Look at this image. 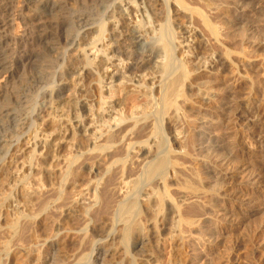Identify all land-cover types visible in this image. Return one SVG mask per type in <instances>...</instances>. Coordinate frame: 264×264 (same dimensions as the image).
I'll use <instances>...</instances> for the list:
<instances>
[{
    "label": "bare ground",
    "instance_id": "obj_1",
    "mask_svg": "<svg viewBox=\"0 0 264 264\" xmlns=\"http://www.w3.org/2000/svg\"><path fill=\"white\" fill-rule=\"evenodd\" d=\"M228 2L235 9L245 3L0 0V254L6 261L69 264L58 254L75 242L85 251L70 264H96L98 257L102 264H158L165 236L170 264L200 262L185 253V243L195 235L203 244L218 237L210 208L222 200L234 137L198 125L187 108L193 96L210 100L207 93L216 89L210 84L223 86L224 94V84L212 78L229 65L236 67L234 81L241 79L224 45V31L235 28ZM173 13L185 19L183 29L173 25ZM208 41L211 53L197 57L193 69L185 56L200 44L206 50ZM253 43L264 45L258 37ZM237 88L226 90L220 113L247 120L245 129L256 134L261 106L249 97L251 110L240 107L231 97ZM35 227L50 236L39 237ZM27 229L33 246L25 249Z\"/></svg>",
    "mask_w": 264,
    "mask_h": 264
},
{
    "label": "rangeland",
    "instance_id": "obj_2",
    "mask_svg": "<svg viewBox=\"0 0 264 264\" xmlns=\"http://www.w3.org/2000/svg\"><path fill=\"white\" fill-rule=\"evenodd\" d=\"M222 1L224 2V0ZM243 2H245L244 6H238L236 7L237 9L232 8L234 4L228 2L231 6L229 7L233 16L231 24L233 26L235 25V28H227L228 31H224V33L228 35L227 39L224 38V45L233 53L234 57H232V60L237 64L238 70L241 73V79L239 78L238 81H234L236 80L235 78L238 79L233 72L236 67L234 68V64L232 63V65L228 64V69L225 68L221 73H217V75L215 74L212 78L213 80L211 79L213 82L216 81L217 83L221 81L220 83L224 84V94L223 90H219L220 88H223V86H217V84L215 86L212 82L213 86L210 84L208 85V88H216V91L212 89V92H210V90L209 93H207L208 98L210 97V100L212 98L211 102H209L210 100L200 101L193 96L191 97L193 101L189 104L190 107L187 108L193 112L191 116H198L200 121H198V125L202 124L208 126L212 128V132L217 134L224 133V137H234L232 141V150L234 151V155L232 156L233 160L231 159L228 164L223 167L224 174L228 180L226 181L227 185L224 188L222 200L219 199L215 202L213 207L211 206L212 209L210 208V212L213 214V217H210V225L218 237L215 239L216 241L214 240L212 242L213 244L208 241H205L203 244L200 238H194L195 235L191 240H189L190 238L187 239L189 243L187 241L185 243L189 249L185 253L188 256L197 257L199 255L200 262L203 261L204 264H264V152H261L264 150V148L262 149L264 143V45L261 47L260 45H254L253 43L257 37L264 42V0H243ZM248 2L249 4L247 5ZM77 5H80V3H77ZM172 19L175 28L181 29L183 27L181 25L185 24V19L181 17V15L178 16V14L173 13ZM246 22L248 24L250 23L253 27L255 26L254 28L258 31L256 35L254 33H252L253 35L249 34V27ZM238 23H240V25ZM194 26H196V28L198 27L197 24ZM238 26H240V28ZM198 30H200L199 27ZM229 31L233 32L231 33ZM201 32L202 31H200V33ZM202 35L205 37L204 33ZM205 38L206 40H209L208 37ZM248 41L250 43H248ZM204 43V49L206 50L201 49V45L203 46V44H200L198 51H193L194 53L190 56L191 58L189 55L185 56L186 58L182 56V59L185 58L189 60L187 63H189V65L191 64L193 69H195L194 67L196 64L194 63L197 62L196 60L199 57L200 60L202 57L207 56V52L208 54L211 53V42L209 43L208 41V44L206 42ZM192 44L195 46L196 41H192ZM185 59L184 61H187ZM251 65H255L256 70H250L249 67ZM204 72L205 71H201V69L200 71H197V73H201V76H206V73ZM202 73L204 75H202ZM249 79H251V81L253 79V83L255 81L253 89L250 88L251 81H249ZM225 85H227L228 88H226L227 86ZM229 86L238 87V93L231 97H236L235 102L240 104V107L243 106L244 109L246 107V109H249L248 111H250L251 107L249 106H251V102L248 100L252 97H254L257 104H260V109L262 111L260 112V115H262L258 118L260 120L257 122L258 126L256 134L255 132H250L245 129L247 128V120L242 121V119L229 118L225 114L223 115V113H220V105L222 102H226L225 96L230 95L227 94L226 91L230 88ZM251 90H253V92ZM243 108L242 110H244ZM201 116L202 120L200 118ZM243 118L245 117L243 116ZM219 124H222L223 127L219 126ZM261 129L263 130L262 133H260L262 131ZM1 160L2 155L0 154V162ZM89 167H91V165L86 164L84 166L85 170ZM1 188L2 184L0 182V195L4 193V191H1ZM215 213H218V216H214L216 215ZM200 219L203 222L207 221L206 216L203 215ZM0 225H2V221H0ZM34 230L38 231L37 235L39 237L46 235L47 237L50 236L48 235L50 233L45 235L37 227H35ZM28 232L29 229L24 231L21 235L23 241L22 245L25 249L33 246L32 243L28 241ZM166 233V231H162L163 235ZM198 233V231H194V234ZM166 238L167 237L164 236V238L158 243V248L160 247L161 249L160 252H157L160 254L161 260L158 264H170V262L174 261L172 257H169L171 259L168 258L170 253H168L167 245L164 243L167 242ZM4 239V236H0V246ZM83 248L82 245L79 246L77 243L73 242L65 245L61 251H59L58 256L66 257L64 263L70 264V261L81 253H84L85 250ZM101 252V250H97L95 254L99 255ZM206 256L208 258H206ZM10 258V261H6L5 256L0 254V264H29V260L24 263L21 260L16 261L13 260L12 257ZM30 260H32V257H30ZM200 262L198 264H200ZM56 263H58V261ZM111 263L113 264V262ZM48 264L50 263L48 262ZM96 264H102L99 257Z\"/></svg>",
    "mask_w": 264,
    "mask_h": 264
}]
</instances>
